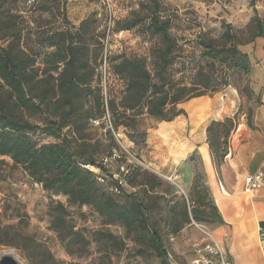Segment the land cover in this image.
<instances>
[{"label": "rangeland", "instance_id": "obj_1", "mask_svg": "<svg viewBox=\"0 0 264 264\" xmlns=\"http://www.w3.org/2000/svg\"><path fill=\"white\" fill-rule=\"evenodd\" d=\"M142 1L144 0H18L12 3L10 14L15 15L16 27L22 32V48L36 58V64L41 69L45 66V54L55 50L50 39L52 34L68 31L73 34L82 33L81 24L88 20V33L81 39L90 44L88 59L94 74L93 88H102L106 104L109 98L121 97L125 88L124 81L112 70L116 56L127 54L145 57L149 70L155 72L151 52L160 46V41L148 30L149 19L131 30H125L120 23L138 10ZM160 1L163 16L171 20V33L183 47L180 61L175 65L176 78L184 72L180 62L198 60L201 52L197 43L199 35L220 37L224 31L222 23L226 21L244 38L248 35L242 36L241 30L246 29L254 16L251 0ZM254 2L264 18V0ZM5 8H9V4ZM1 35L0 31V46L5 47L9 39H3ZM58 39L60 36L55 38L56 41ZM97 39L102 42L104 53L108 54V59L103 62ZM252 73L253 71L245 75L234 71L229 76V85L204 95L217 97L219 103L215 105L216 117L211 116L203 123L204 131L212 119L231 117L236 121L225 139L227 155L223 163L226 158H230L234 145L238 142L240 125L252 127L254 112L264 103V88H255ZM42 76L40 71L39 78ZM39 98H33L29 107L15 105L17 98L0 78V101H9L26 119L43 124V117L48 111L46 113L44 105L39 106ZM87 103L90 104V101H86ZM180 107L183 108L182 103ZM184 111V114L178 116L179 119L176 117L171 121L145 118L143 126L147 130V143L144 145H136L123 127L114 133L118 144L114 145L107 134L111 125L106 118L90 121L83 118L79 132L74 127H65L63 130V135L68 138H79L77 144L81 142L88 146L98 162L107 157L106 168L111 175L120 172L122 165L126 167L133 164L136 167L124 183L122 192L114 193V196L124 202L127 200L125 194H130L148 207L150 226L162 235L169 252L170 264H194L192 243L198 236L200 226L217 237L215 229L218 222L212 216L202 215V220L192 218L190 223L185 221L187 208L189 211H198L199 215L202 212L210 214L212 202L206 189V175L198 152H193L185 162L173 158V151L178 145L194 133L203 131L192 130L188 123V113L185 109ZM250 118L251 126L248 124ZM175 122L181 128L175 126ZM34 138L40 144L60 140L44 129L38 130ZM74 147H77L76 143ZM204 196L206 199L202 201ZM58 203H62L65 208ZM57 205L69 223L84 234L87 243L83 239L78 241L80 238L74 241L60 239L52 227L51 216ZM0 228L12 230L20 242L23 241V236H33L45 244L61 264H163L146 241L128 236L123 224L107 223L92 207L72 204L68 196L45 190L22 166L16 165L6 155H0ZM98 231L102 234L96 233ZM107 232L123 239L125 249L114 251L110 247L112 241H107L108 237L103 235ZM218 242L221 244L219 240ZM4 255H12L18 264H32L26 252L17 246L0 245V258Z\"/></svg>", "mask_w": 264, "mask_h": 264}, {"label": "trees", "instance_id": "obj_2", "mask_svg": "<svg viewBox=\"0 0 264 264\" xmlns=\"http://www.w3.org/2000/svg\"><path fill=\"white\" fill-rule=\"evenodd\" d=\"M17 1L0 0L1 38L9 39L7 46H0V78L17 98L15 105L29 107L33 98L40 97L39 106L44 105L48 114L43 117V124L33 123L9 101L1 100L0 155L10 156L16 165L22 166L45 190L68 196L72 204L92 207L107 223L123 224L128 236L146 241L163 264H170L162 235L150 226L148 207L130 194H125L126 201H119L114 193L120 194L124 184L121 185L108 172L106 164H103L104 159L98 162L88 146L81 142L77 144L79 138H68L63 135V130L65 127H74L79 132L83 118L87 121L106 118L111 125L107 134L114 145H118L114 133L122 127L136 145H144L147 143V130L143 126L145 118L171 121L185 113L180 107L184 101L212 94L229 85L232 72L249 75L253 71V63L249 53L240 45L264 37V18L254 0H251L254 16L246 29L241 30L242 36H248L241 37L233 25L226 21L222 23L224 31L220 37L199 35V58L193 62H180L184 72L179 78L175 76V65L180 61L183 47L171 33V20L163 16L160 0L142 1L140 8L120 23L125 30H131L149 19L148 30L160 41V46L151 52L155 72L149 70L145 57L127 54L116 56L112 70L124 81L125 88L121 97L109 98L106 104L102 88H93L94 74L88 59L90 44L81 39L88 33V20L81 24L82 33L73 34L68 31L52 34L50 39L55 50L45 54V66L41 69L36 64V58L21 46L22 32L16 27L15 15L10 14L12 3ZM7 4L9 8H5ZM1 10L4 12L1 13ZM57 36L60 39L56 41ZM96 41L103 62L108 59V54L104 53L102 42L98 39ZM40 71L42 78H39ZM86 101H90V104L87 105ZM249 121L251 126V118ZM235 122V118L226 117L223 120L212 119L207 126V141L218 171L227 155L225 139ZM40 129L47 130L60 140L40 144L34 138ZM85 165L94 166L99 171ZM131 168L124 177V183L136 170L133 165ZM206 189L210 195L207 183ZM210 198V214L202 212L199 215L198 211H189L187 208L185 221L190 223L192 218L202 220V215H210L218 223L222 222L211 195ZM205 199L204 196L202 201ZM58 205L65 208L62 203ZM59 206L54 208L51 216L52 227L60 239L74 241L80 238L78 241L83 239L86 242L84 234L69 223L62 209H58ZM96 233L102 234L101 231ZM103 235L108 237L107 241H112L110 247L114 251L125 249L123 239L110 232ZM0 245L23 249L32 264H61L45 244L33 236H23L20 242L16 239V233L8 228H0Z\"/></svg>", "mask_w": 264, "mask_h": 264}, {"label": "crops", "instance_id": "obj_3", "mask_svg": "<svg viewBox=\"0 0 264 264\" xmlns=\"http://www.w3.org/2000/svg\"><path fill=\"white\" fill-rule=\"evenodd\" d=\"M242 49L252 59L253 83L260 90L264 88V37L243 45ZM217 99L215 96H200L182 103L192 130L203 131L194 133L178 145L173 151V158L185 162L195 151L200 155L210 195L222 217V222L215 229L216 238L226 249L232 264H264L261 237L264 231V187L246 190L245 185L246 176L258 171L264 173V103L256 108L252 127L240 125L238 142L218 173L203 125L211 116L216 117ZM174 125L181 128L176 122ZM204 228H198L192 247L196 240L203 237Z\"/></svg>", "mask_w": 264, "mask_h": 264}, {"label": "built area", "instance_id": "obj_4", "mask_svg": "<svg viewBox=\"0 0 264 264\" xmlns=\"http://www.w3.org/2000/svg\"><path fill=\"white\" fill-rule=\"evenodd\" d=\"M121 33H124L123 31ZM104 164H107L108 158H104ZM133 164L121 166V171L114 173V177L122 185L124 184V177L131 171V166ZM85 167L99 171L98 168L85 165ZM102 179V178H100ZM246 190H254L264 187V173L258 171L255 174L248 175L245 178ZM118 190V189H117ZM203 237L194 242L193 251L195 253V258L193 260L194 264H232L227 251L218 242L215 236L207 231L203 230ZM262 243L264 244V231L261 232Z\"/></svg>", "mask_w": 264, "mask_h": 264}, {"label": "water", "instance_id": "obj_5", "mask_svg": "<svg viewBox=\"0 0 264 264\" xmlns=\"http://www.w3.org/2000/svg\"><path fill=\"white\" fill-rule=\"evenodd\" d=\"M0 264H18V261L12 255H4L0 258Z\"/></svg>", "mask_w": 264, "mask_h": 264}]
</instances>
